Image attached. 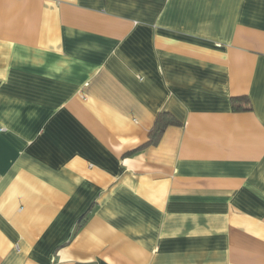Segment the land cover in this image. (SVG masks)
<instances>
[{
  "label": "crops",
  "instance_id": "1",
  "mask_svg": "<svg viewBox=\"0 0 264 264\" xmlns=\"http://www.w3.org/2000/svg\"><path fill=\"white\" fill-rule=\"evenodd\" d=\"M0 264H264V0H0Z\"/></svg>",
  "mask_w": 264,
  "mask_h": 264
},
{
  "label": "trees",
  "instance_id": "2",
  "mask_svg": "<svg viewBox=\"0 0 264 264\" xmlns=\"http://www.w3.org/2000/svg\"><path fill=\"white\" fill-rule=\"evenodd\" d=\"M170 119L167 115H163L162 118L159 117L157 127L152 135L153 143H157L159 138L162 136L164 129L169 125Z\"/></svg>",
  "mask_w": 264,
  "mask_h": 264
}]
</instances>
